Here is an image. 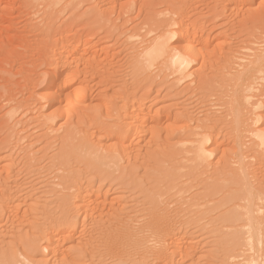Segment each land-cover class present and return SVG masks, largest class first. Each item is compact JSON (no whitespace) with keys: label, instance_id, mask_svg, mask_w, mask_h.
I'll return each instance as SVG.
<instances>
[{"label":"rangeland","instance_id":"obj_1","mask_svg":"<svg viewBox=\"0 0 264 264\" xmlns=\"http://www.w3.org/2000/svg\"><path fill=\"white\" fill-rule=\"evenodd\" d=\"M28 3L0 0V264H264V0ZM169 30L185 78L149 61Z\"/></svg>","mask_w":264,"mask_h":264},{"label":"bare ground","instance_id":"obj_2","mask_svg":"<svg viewBox=\"0 0 264 264\" xmlns=\"http://www.w3.org/2000/svg\"><path fill=\"white\" fill-rule=\"evenodd\" d=\"M26 1V0H25ZM63 1H65V0H48V1H45V0H29V3H28V6L30 5V10L32 9L33 10V12L35 13V15L37 16L38 14H42L41 16H43L44 14H46L47 12H48V10L50 9V2H51V4H53L55 7L57 6V5H59V4H61ZM217 1H219V0H217ZM225 1V0H224ZM227 1V0H226ZM230 1V0H229ZM28 2V1H27ZM227 4V3H226ZM42 6V7H41ZM221 6V5H220ZM223 7H225V6H223ZM25 8H27V7H25ZM5 9H7V8H5ZM220 9H221V7H220ZM219 9V10H220ZM4 10V9H3ZM2 10V11H3ZM51 10V9H50ZM1 11V12H2ZM6 12H7V10H5ZM6 12H5V14H6ZM30 14H32V15H34V13H31L30 11H28ZM4 13V12H3ZM28 13V14H29ZM0 14H2V13H0ZM233 14V13H232ZM228 15V14H227ZM48 16V15H47ZM2 20V19H1ZM171 24V23H170ZM169 24V25H170ZM175 26V25H174ZM171 28H172V26H170ZM169 28V27H168ZM166 30V29H165ZM179 30H182V29H179ZM3 31V30H2ZM1 31V32H2ZM179 31H172V30H169L165 35H160L159 37H158V39L155 41V43H154V45H153V47L151 48L152 50H151V53L150 54H152V55H150V56H148V57H150V63H151V66H153L152 64H155V62L157 61L158 62V60H163L165 63H167L168 65H167V69H169V70H171V69H173L175 72H177V73H181L182 75L184 74V72L187 70V68H188V66H189V61H187L188 59H187V56H188V54H190V53H192V51L190 50L191 49V47L189 48V47H187V48H189V50L191 51V52H189V51H186V49H185V51H183V49L182 50H180V49H178L177 48V46L179 45V42L176 44L177 46H171L170 45V41L172 40V39H174L175 37H177V35H179V34H181V35H179V39H182L181 37H183V35L184 34H182V33H178ZM181 32H183V31H181ZM31 33V32H30ZM184 33H185V31H184ZM1 36V35H0ZM176 39H178V38H176ZM184 39V38H183ZM17 40V39H16ZM179 41V40H178ZM187 46V45H186ZM179 47L181 48L182 46H180L179 45ZM16 49V48H15ZM253 50V49H252ZM15 51V50H14ZM150 51V50H149ZM257 51H259V50H257ZM253 52V51H252ZM63 53H61L60 55H62ZM144 54V53H143ZM59 55V56H60ZM192 55V54H191ZM255 55H257V54H255ZM263 55V54H262ZM261 54H260V56H262ZM9 56V55H8ZM63 56V55H62ZM62 56H60V58H61V66L60 65H58V63H57V66H59V68L58 67H56V69H57V72L55 73L56 75H54L53 76V74L52 75H50L51 77H53L50 81H49V86H50V88H55L57 85H59V84H61V82L63 81V80H65V69H66V66H68V61L66 60V58H64V56L62 57ZM264 56V55H263ZM147 57V58H148ZM253 57H255V56H253ZM6 58V57H5ZM8 58V57H7ZM10 58V57H9ZM146 58V59H147ZM257 58H258V55H257ZM260 58V57H259ZM11 59V58H10ZM54 59V58H53ZM192 59H193V55H192ZM255 60H256V58H255ZM16 61V60H15ZM56 61V60H55ZM145 61V60H144ZM148 61V62H149ZM263 61V60H262ZM261 60H260V62H262ZM188 62V63H187ZM192 62V61H191ZM56 63V62H55ZM149 63V64H150ZM262 63H264V62H262ZM13 64V63H12ZM49 64V63H48ZM52 64H54V63H52ZM52 64H50V65H52ZM59 64H60V61H59ZM258 64V63H257ZM50 65H48V66H50ZM55 65L56 64H54V67H55ZM156 65V64H155ZM154 65V66H155ZM147 66V65H146ZM243 66V65H242ZM241 66V67H242ZM52 67V66H51ZM250 67H252V66H250ZM256 67V66H255ZM149 68H150V65H149ZM13 69V68H12ZM55 69V68H54ZM68 69V68H67ZM66 69V70H67ZM255 68H253V70H254ZM256 70V69H255ZM174 71H172L173 73H174ZM247 71V70H246ZM262 71V70H261ZM176 73V75H178ZM186 73H187V71H186ZM175 74V73H174ZM251 72L249 73V71H248V75H245V76H247L248 77V80H250V79H252V76H251ZM187 75V74H186ZM188 75H190V74H188ZM181 76V75H180ZM179 76V78H182V77H180ZM191 76V75H190ZM190 76H186V77H190ZM12 77V76H11ZM183 77L185 78V75H183ZM6 78V77H5ZM7 79V78H6ZM242 79V78H241ZM179 80H181V79H179ZM182 80H184L183 78H182ZM243 80V79H242ZM241 80V81H242ZM8 81V80H7ZM253 81V80H252ZM245 82V81H244ZM247 82V81H246ZM251 82V81H250ZM257 83H260V82H257ZM254 83L252 82V85H253ZM250 85V84H249ZM254 86V85H253ZM250 87H252V86H250ZM11 91V90H10ZM9 92V91H8ZM256 92H257V88L255 87V88H251L250 89V91H249V99H250V101H249V104L253 107V111H252V113H251V119H252V122H253V126H252V128H253V135H254V140H255V143H254V145H255V149L257 150V151H259V155H257V157L259 158V157H261L262 156V153H264V128H262V125L264 124V114H261V113H259V109H261V104H258V103H256L255 102V100H253V99H255L256 98ZM8 94V93H7ZM6 94V95H7ZM10 94V93H9ZM8 94V95H9ZM7 95V96H8ZM11 95V94H10ZM130 111V110H129ZM126 114H128V113H126ZM130 114V113H129ZM131 115V114H130ZM130 115H127V117L125 118V120H128V118L130 117ZM132 117H134V116H132ZM132 117H130V118H132ZM131 120V119H130ZM131 123V122H130ZM129 131H130V129H128L127 130V133H129ZM209 141V140H208ZM207 144V143H206ZM77 149H79L78 147H76ZM192 153H194V155L197 157V159H199V160H205V161H207V159H210L212 156H213V154H212V152H210L209 150H207L203 145H201V146H199V147H197L195 150H193L192 151ZM98 161H101V163L103 162V158H100ZM204 161V162H205ZM256 161H259V159H256ZM201 162H203V161H201ZM5 174L6 175H10L11 174V172L9 171V170H7L6 172H5ZM240 215H242V214H240ZM246 219L247 220H249V222H251L252 220H253V218H252V216H249V215H247V217H246ZM84 221H82L81 223H83ZM251 224V223H250ZM82 226V225H81ZM80 226V227H81ZM254 233L255 232H250L249 234H247V236H246V232L245 233H243L242 235H244L245 234V236L246 237H250V239H251V242L253 243V244H257V238H256V236L254 235ZM167 233H165V235L163 234H160L157 238H156V240H153V241H145V240H143L145 243L144 244H146L147 245V247L149 248V246H151V244L152 245H154V247L155 248H157V250H158V252L161 254V255H165L166 256V258H167V260L166 261H170L172 258H173V256H174V254H175V252H176V248L178 247V246H184V245H186V244H188V242L189 241H187L186 239H184V238H180V239H170L169 238V236H168V234L166 235ZM172 237V236H171ZM243 238V237H242ZM241 239V238H240ZM142 241V242H143Z\"/></svg>","mask_w":264,"mask_h":264}]
</instances>
